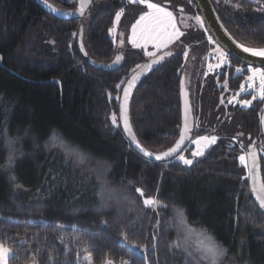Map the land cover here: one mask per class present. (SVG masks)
<instances>
[{"label":"trees","instance_id":"16d2710c","mask_svg":"<svg viewBox=\"0 0 264 264\" xmlns=\"http://www.w3.org/2000/svg\"><path fill=\"white\" fill-rule=\"evenodd\" d=\"M46 1L62 10L77 5V0ZM150 1L171 9L187 28L182 43L160 53L163 61L132 92L128 115L140 144L153 153L174 144L185 72L194 118L192 139L217 134L207 121L215 108L221 113L228 108L227 126L241 134L233 143V134L219 135L190 166L177 158H141L121 130L118 105L127 80L149 60L127 45L120 50L122 63L116 69H95L88 59L111 62L117 53L110 35L115 14L123 12L125 35L144 8L129 0H90L83 19L65 22L43 12L33 0H0V166L9 154V139L15 152L14 168L0 167V243L12 251L8 264H77L78 257L85 264L88 255L91 264H210L199 259V253L182 249L185 231L177 224L178 209L191 234L206 233L227 250L218 264H264V209L253 195L247 167L238 160L242 143V154L256 158L264 196L263 101L254 100L248 110L230 104L241 81V76L232 75L234 67L227 93L213 88L212 82L200 89L208 42L213 46V41L196 8L188 0ZM209 1L235 41L264 49V8L252 15L246 10L241 21L229 8L222 10L226 7ZM80 27L86 58L78 47ZM230 64L243 67L232 59ZM51 79L60 87L35 84ZM219 82L215 80L216 87ZM53 132L83 153L85 162L53 147ZM191 148L181 154L190 158ZM146 198L159 199L166 207L146 208Z\"/></svg>","mask_w":264,"mask_h":264},{"label":"water","instance_id":"95a60500","mask_svg":"<svg viewBox=\"0 0 264 264\" xmlns=\"http://www.w3.org/2000/svg\"><path fill=\"white\" fill-rule=\"evenodd\" d=\"M35 4L46 14H49L50 16L59 19L61 21H70V20H80L83 19L85 16L89 6H90V0H77V5L75 9L72 10H62L59 8H56L52 4H50L46 0H33ZM190 1L194 7L197 10V13L199 15L200 21L209 35L210 39L213 41L215 46L222 50V52L225 53L228 57H230L232 60L236 61L237 63H240L241 65L248 67V68H257V69H264V58L255 57L250 54L244 53L241 51L243 48H249L246 46L241 45L237 41H235L225 30L219 19L217 18L214 9L212 7V4L209 0H188ZM78 47L79 51L83 58H86V52L84 50L83 46V29L82 27L79 28L78 31ZM124 46V41L122 40L121 36L118 41L117 45V53L113 60L107 64L98 63L92 59H88V63L95 69H101L103 71H110L113 69H116L118 66L122 63V55L120 53L121 48ZM252 50H264V49H254L249 48ZM164 54H160L152 59H148L146 64L141 66L137 71L131 75V77L127 80L125 83L119 100L118 105V119L119 124L121 127V130L127 139L129 145L133 149L135 153H137L141 158L151 161V162H163V161H169L177 158L183 150L190 145L192 141V133L194 129V118L192 114V108L190 104V98H189V82H186L188 79V76H186L187 73L182 75L181 77V86H180V101H181V119H180V129L178 133V137L175 140L172 147H170L168 150L162 152V153H153L151 151H148L146 148H144L138 139L136 138L132 127L130 125L129 121V115H128V109H129V103L130 98L132 95L133 90L136 88V86L140 83V81L146 77L148 73L156 66L159 65L163 61ZM35 84L39 85H47V84H54L60 87V83L55 80L51 79L48 81H41ZM125 90H127L128 95L125 97ZM125 120L127 121L131 132H128L125 130ZM264 111L261 118V132L264 138ZM135 136L136 142H138L141 147L144 148L145 151L151 153V156H145L137 147L136 143H134L131 139L132 136ZM175 151H172V150ZM171 152L170 155H164L165 153ZM156 155H161L163 158L160 160L155 159ZM246 167H247V175L249 178V183L251 190L253 192L254 197L257 200V195H261V190L258 183L259 178V168L256 162V158L253 155H247L246 156ZM255 189V191H254ZM258 201V200H257Z\"/></svg>","mask_w":264,"mask_h":264},{"label":"rangeland","instance_id":"374dc122","mask_svg":"<svg viewBox=\"0 0 264 264\" xmlns=\"http://www.w3.org/2000/svg\"><path fill=\"white\" fill-rule=\"evenodd\" d=\"M72 1V0H70ZM128 3V2H127ZM146 3H155L150 0H146L145 3H138L140 6H142L144 9L138 14L134 22L127 28V31H125V35L123 33V29L121 27L122 21H123V12L122 10H119L118 12L122 13L117 19V13L115 14L114 18V25L113 28L110 30L111 38L114 39V43L117 46L118 45V36L122 38L124 41V45H127L132 50H135L139 52L144 59H152L158 54L163 52H168L173 49L174 46H178L182 43V39L184 37V32L186 30V24L183 20H177V16L175 13L160 4H157V7L163 8L165 12L171 13V20H169L168 17L163 16L162 14L153 12L152 9H148L146 7ZM133 4V3H131ZM149 13H152V15H148ZM145 16L146 19L137 26L135 35L133 34V25L137 24V21H140V17ZM121 32V33H119ZM117 34V35H116ZM122 34V35H121ZM125 36V37H124ZM126 43V44H125ZM211 48L214 47L210 43ZM215 50L210 51L209 53V61L211 59V63L209 66H207V74H210L214 71H218L221 69V67L224 66L226 63V60L224 59L221 52L214 47ZM257 51V50H255ZM259 51V50H258ZM208 58V57H207ZM238 73V71H236ZM261 73H264L261 69L257 68H250L248 69V73L240 78L241 81L239 82L240 87L238 90L235 91L234 95L230 96V99L228 100L231 105L237 106L243 109H247L253 102V100H261V90H262V80H261ZM188 76V74H186ZM186 82H189L188 79ZM244 93H251L252 97L249 100V104H245L242 99H239L241 94ZM228 108L226 109L227 113ZM203 137H207L208 139H202ZM215 137V142H211V138ZM236 137L238 138V134L234 135L233 138H230V142L235 141ZM219 136L218 134L214 135H204L202 137H196L193 138L190 145L192 146L190 150V158L184 156L183 154L179 155L177 160L180 161L185 166H190L192 163L198 161L207 150L213 145L216 144L218 141ZM198 141V143H197ZM233 143V142H232ZM194 152L201 153L200 155H193ZM244 155H240V157ZM180 157H183L184 159L191 160V164H185ZM240 157L238 158L239 163L242 166H246V161L242 162ZM245 158V157H244ZM177 224L178 226L181 225V231H185V234L183 238L180 240V244H182L181 247L185 252H197V244L200 241H205L206 237L203 233L200 231H194V234H191L188 230L184 227V224H181L180 217L176 216ZM7 247V246H6ZM8 248V247H7ZM10 250V249H9ZM200 254V253H199ZM12 256V251L10 250V257ZM9 257V258H10ZM221 258V257H220ZM218 259V262L220 260ZM209 262V261H208ZM29 264H35L33 262Z\"/></svg>","mask_w":264,"mask_h":264},{"label":"snow or ice","instance_id":"6c2138e0","mask_svg":"<svg viewBox=\"0 0 264 264\" xmlns=\"http://www.w3.org/2000/svg\"><path fill=\"white\" fill-rule=\"evenodd\" d=\"M146 0H129V3H145ZM146 7L148 9H152L153 12L155 13H159L162 14L165 17H168L169 20H171V13L165 12L163 10V8L157 7V5L155 3H146ZM122 13L118 12L117 13V19H119L120 15ZM148 15H152V13H149ZM146 19L145 16H141L140 17V21H137L136 25H133V34L135 35L136 33V28L137 26L140 24V22L144 21ZM211 42V41H210ZM245 52H252L253 55H260V56H264V50H259V51H254L252 49L249 48H244L243 49ZM239 71V70H238ZM261 80H262V90H261V96L262 98H264V73H261ZM128 92L127 90H125V97H127ZM245 104H249V101H244ZM115 122V121H114ZM264 122V121H262ZM125 130L128 132H131V129L127 123V121L125 120ZM25 134H27V130L25 132ZM132 141L134 143H136V147L145 155V156H151L152 154L145 151L143 147H141V145L136 142V138L133 135L131 137ZM202 139H208L207 137H203ZM215 137L211 138V142H215ZM51 140L53 142V147H60L67 155H75L79 162L81 164H83L85 162V160L87 159L83 153H80L77 149H72L70 148L65 141H63L55 132L52 133L51 135ZM14 143V141H12L11 139H9L7 141V147L9 148V154L7 156L6 161L4 162V164L0 167L3 168L4 171H8V169L10 168H14L15 166V152L14 150H12V144ZM198 143V141H197ZM172 151H175L174 149ZM171 152L169 153H165L164 155H170ZM201 153L199 152H194L193 155H200ZM163 157L161 155H156L155 159L160 160ZM180 159L183 160V162L185 164H191L192 161L188 160V159H184L183 157H180ZM241 161H244V157L241 156L240 157ZM10 179L12 181H15V176L11 175ZM16 187L19 188L21 187V185L16 184ZM137 193H140V195H143V192L141 191V189L137 188L136 189ZM255 191V189H254ZM257 200L259 201V205L262 209H264V196L262 195H257ZM144 206L146 208L148 207H152V208H158V207H166L165 205H162L161 202L159 201V199L156 198H146L144 199ZM177 215L180 217V221L181 224H186V218L184 217V213L183 210L178 209L177 210ZM73 229L75 230L77 226H72ZM206 237L205 241H200L197 244V248L196 251H198L200 253L199 259L201 260H206L209 261L210 264H218V259L222 256H224L226 254V249L222 248L220 245H218L215 241V239L211 236H208L206 233L204 234ZM61 242H63V238L61 237ZM23 243V242H22ZM10 257V250L9 248H7L3 243H0V264H8V260ZM92 258L91 255L85 256L84 257V262L85 264H91ZM77 264H80L79 261V257H78V262Z\"/></svg>","mask_w":264,"mask_h":264},{"label":"flooded vegetation","instance_id":"af4514ba","mask_svg":"<svg viewBox=\"0 0 264 264\" xmlns=\"http://www.w3.org/2000/svg\"><path fill=\"white\" fill-rule=\"evenodd\" d=\"M212 1H214L216 3V5H218V7L219 6H225L226 7V8H223L222 10H226L227 8H229L230 12L234 13L233 17L234 16H235V18L240 17L241 21H242V15H244L246 13V10H249V12H250L249 15H252V14H255L256 12L260 11V9L264 8V0H212ZM236 23L237 22H235V24ZM224 28H225V30H227L226 27H224ZM227 32H228V34L231 37L233 36L232 34H230V32L228 30H227ZM209 40H211V39H209ZM208 44L210 46V50L208 51V53L205 54L206 55V64H205V67L203 69L204 73L202 74V77H201V82H202L203 85L200 86V89H203L207 85V83L212 82L213 83L212 85L214 86L213 88L225 90V92L227 93L228 92L227 89L229 88V86H228V78H229V74H230V68L234 67L233 74H232L234 77L235 76H241L242 77V75L244 74L243 70H245V71L247 70L246 71V74H247L248 73V69H250V68L245 67L243 65H242L243 67H241V66H234V65L230 64L231 58L228 57L227 55H225V53L222 52V50L217 48L221 52V54L223 55L224 59L226 60V63L218 71H214V72H212L210 74H207V72H206L207 66H209V64L211 63L210 62L211 59L209 61V53H210V51L215 50L214 47L211 48V45H210L209 42H208ZM184 68H185V66L183 67L182 74H184V72H185ZM261 70L264 72V69H261ZM236 71H238V73ZM185 73H187V72H185ZM220 74H223V76H224V80H222L221 82H219V75ZM213 76H215V77H213ZM215 80H217V82H219V87H216V85L214 83ZM246 94H250V93H244V94H241V96L242 95H246ZM245 101H249V100H245ZM259 101H263L262 108L260 109V115L262 117V114H263V111H264V98H262ZM251 105L247 109H244V110H248L251 107ZM222 108L225 110V107H222ZM240 109L242 110L243 108H240ZM199 112H200L199 106H196L195 111H194V115L196 117V122L199 119V115H198ZM230 114H231V112H228L227 114L226 113H221V111L219 109L215 108L214 109V114L211 115L209 119H207V121L209 122V126H208L209 130L213 129L215 132H217L218 136L219 135H224V136L227 137V135H229L230 133H231V135L233 134V136L236 135V134H241L240 131L231 132L230 131L231 128L229 126H227V124L230 121V116H229ZM211 133H213V132H211ZM211 133H209L207 135H214V134H211ZM219 139H220V137H219ZM238 146L240 147L239 149L241 151L240 155H244V152L242 154V149H241L242 148L241 147L242 143L238 144ZM244 157H245V161H246V156L244 155Z\"/></svg>","mask_w":264,"mask_h":264},{"label":"built area","instance_id":"2783aa9c","mask_svg":"<svg viewBox=\"0 0 264 264\" xmlns=\"http://www.w3.org/2000/svg\"><path fill=\"white\" fill-rule=\"evenodd\" d=\"M106 264H129V261L126 260V261H120V262H117V263H110V262H108Z\"/></svg>","mask_w":264,"mask_h":264},{"label":"bare ground","instance_id":"6f19581e","mask_svg":"<svg viewBox=\"0 0 264 264\" xmlns=\"http://www.w3.org/2000/svg\"><path fill=\"white\" fill-rule=\"evenodd\" d=\"M241 51H243L244 53L250 54V55H252V56H255V57L264 58V56H260V55H253V54H252V52H245V51L243 50V48L241 49ZM254 51H255V50H254Z\"/></svg>","mask_w":264,"mask_h":264}]
</instances>
